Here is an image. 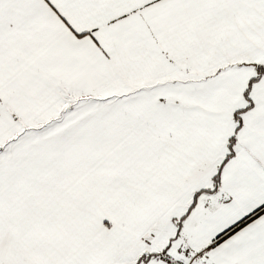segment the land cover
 Returning <instances> with one entry per match:
<instances>
[{"label": "snow or ice", "instance_id": "obj_1", "mask_svg": "<svg viewBox=\"0 0 264 264\" xmlns=\"http://www.w3.org/2000/svg\"><path fill=\"white\" fill-rule=\"evenodd\" d=\"M0 264H264V0H0Z\"/></svg>", "mask_w": 264, "mask_h": 264}]
</instances>
